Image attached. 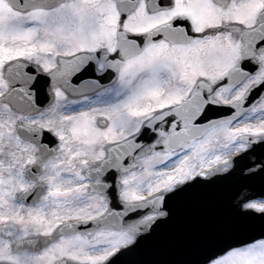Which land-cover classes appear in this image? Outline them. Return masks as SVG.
Instances as JSON below:
<instances>
[{
  "label": "snow or ice",
  "instance_id": "obj_1",
  "mask_svg": "<svg viewBox=\"0 0 264 264\" xmlns=\"http://www.w3.org/2000/svg\"><path fill=\"white\" fill-rule=\"evenodd\" d=\"M0 264H264V0H0Z\"/></svg>",
  "mask_w": 264,
  "mask_h": 264
}]
</instances>
